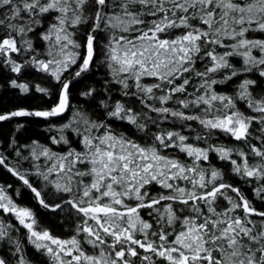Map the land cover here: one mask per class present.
<instances>
[{
    "label": "snow or ice",
    "instance_id": "obj_1",
    "mask_svg": "<svg viewBox=\"0 0 264 264\" xmlns=\"http://www.w3.org/2000/svg\"><path fill=\"white\" fill-rule=\"evenodd\" d=\"M0 91V264H264V0H0Z\"/></svg>",
    "mask_w": 264,
    "mask_h": 264
},
{
    "label": "trees",
    "instance_id": "obj_2",
    "mask_svg": "<svg viewBox=\"0 0 264 264\" xmlns=\"http://www.w3.org/2000/svg\"><path fill=\"white\" fill-rule=\"evenodd\" d=\"M21 101L16 99L11 92H3L0 91V107H8L12 104L20 103ZM32 103H36V101H32ZM2 127L4 132H7L9 128L14 127L13 125H0ZM187 131V130H186ZM47 133L45 132L43 126H29L28 130L22 133H18V135L23 136H45ZM191 135H195V133H191ZM213 162L218 163L217 159L215 158V155L213 154ZM9 182L11 183L13 181V178L8 174L5 170L0 169V183L3 182ZM46 219V218H45ZM13 223L16 224L17 222L13 219ZM21 231L23 232L24 229L21 228Z\"/></svg>",
    "mask_w": 264,
    "mask_h": 264
}]
</instances>
